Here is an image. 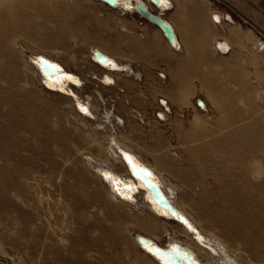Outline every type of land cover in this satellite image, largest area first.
<instances>
[{"label":"rangeland","instance_id":"374dc122","mask_svg":"<svg viewBox=\"0 0 264 264\" xmlns=\"http://www.w3.org/2000/svg\"><path fill=\"white\" fill-rule=\"evenodd\" d=\"M13 1H0V15ZM25 1L23 14L12 6L10 15L0 17V264H149L132 235L149 234L153 225L162 223L108 200L82 156L110 160L104 148L112 132L156 166L169 184L179 187L178 204L205 231L237 251L241 264H249V259L264 263V169L260 178L253 169L257 159L264 165V106L258 85H253L254 98L245 97L244 85L230 97L227 89L215 91L212 81H170L162 69L156 74L161 84L152 83L154 104L143 118L122 85L124 80L131 85L139 80L133 63L144 34L129 25L149 26L146 20L100 1L78 0L73 6L53 0ZM172 1L174 8L181 6L182 0ZM161 16L171 20L173 15ZM156 29L151 28L150 42L169 46ZM250 40L264 42L253 36ZM15 42L26 56L33 47L60 54L61 62L85 79L80 94L94 102L102 129L91 120L83 126L84 120L66 98L43 89L25 71ZM255 42V52L264 53ZM91 46L127 65L131 61L136 71L113 75V84H103L105 72L92 62ZM170 91L175 92L178 110L173 112L167 105L169 118L163 122L158 116L164 112L160 101L167 103ZM198 100L207 105V112ZM208 116L213 117L208 120ZM188 171L195 172L202 186H207L208 173H217L223 182L217 193L240 205L233 221L223 222V211L215 216L204 213L201 198L188 189L195 182L191 177L188 181ZM156 236L162 244L168 239L162 232Z\"/></svg>","mask_w":264,"mask_h":264},{"label":"bare ground","instance_id":"6f19581e","mask_svg":"<svg viewBox=\"0 0 264 264\" xmlns=\"http://www.w3.org/2000/svg\"><path fill=\"white\" fill-rule=\"evenodd\" d=\"M53 1H56L58 3L60 2L62 4L64 3L66 6H71V5L73 6V5H75L76 1H78V0H53ZM88 1H90V2H94V1L102 2L101 0H88ZM135 1H138V0H120V4L117 7H111L104 2H102V3H104L105 5H107L111 9H117V11L120 13H122L124 11L126 13L136 14L135 11L129 9V8H134ZM168 1L170 2L169 7L155 6L150 2V0H144V4L147 7L148 11L152 14H154V13L150 9L149 5L154 6L158 11V14H155V15H158L162 18V16H161L162 14H164L166 12H170L174 9L173 2L171 0H168ZM12 4L10 5V8L6 11L5 14H1L2 16L7 17V15H10V13L12 11V9H11L12 6L15 8L16 13L21 15L24 13V8L28 5V3L25 0L24 1L23 0H14ZM125 4L129 5V7H124ZM57 9H59V8H57ZM3 12H1V13H3ZM1 15H0V17H1ZM162 19L165 20L164 18H162ZM211 20L213 23L215 21V22L221 24V17L220 16H212ZM0 21H1V18H0ZM165 21L168 22L173 27V25L169 21H167V20H165ZM250 38H252V37H250ZM254 39H255V37H254ZM251 40H253V39H251ZM177 41H178V39H177ZM13 45L16 46V48L19 50V52L21 53V55L23 57L24 67L26 68L25 71L27 72V70H28L43 89H46L47 91H50L53 93H58V94L62 95V97L66 98L69 101V107L76 111V113H77L76 115L78 116V118L84 120V122L82 123L83 126H87L86 125L87 120L94 121L95 123H97L98 127L100 126L98 123L99 121L97 120V119H99V117H98L99 115H97L96 107L93 105L94 102L92 103V99L90 97L86 98L80 94L82 87L85 85L84 84L85 79H83L80 75L72 73L69 70L68 66L64 65L61 62V60L59 59L60 54L59 55L57 53L54 54L53 52H50L49 50H45V49L39 50L38 48L33 47V49L31 50L32 53L29 54L28 56H26L24 54L23 50L21 49L20 43L15 42V43H13ZM256 46H258L260 49H264V45H262L260 43H256ZM169 47L173 48L170 43H169ZM178 48L180 49V42H178ZM220 48L228 49V47L225 45L224 46L221 45ZM96 51H98L102 55L106 56L107 60H110L113 63H115L116 67L112 68V67L107 66V65L98 64L97 59H96L95 54H94V52H96ZM175 51H177V50H175ZM89 52H90V58L92 59V62H94L95 65H97L100 69H102L105 72V75L103 74L104 76L102 77L103 81H101V82H103V84L104 83L106 85L113 84L114 83L113 75H120V74L132 75V69H130L129 65L122 63L121 60H118L115 56L107 53L106 51H104V50H102L96 46H91ZM37 57H44L51 62H55V63L59 64L63 68V71L65 73L70 74L71 76L75 77L76 80L79 81V84H74L67 79H61V80H58L57 82L49 80L38 69L37 61H36ZM71 59H73V58L71 57ZM61 88H63L64 91H61ZM198 101H197V103H198ZM78 104L86 107L89 110V112L91 113V115H88V116L84 115L79 110V108L77 107ZM201 110L206 111V112L209 110L207 105L204 102H203V109H201ZM165 111L166 110L164 108V112L159 114V117L161 118V121H163V122L168 121L167 119L169 118L168 112L167 111L165 112ZM105 113H106V111H105ZM215 113H216V111H215ZM108 116H109V118H107ZM108 116L105 117V118H107L106 121L108 119H110L111 115L108 114ZM114 116H116V115L114 114ZM213 116H208V120H211V117H213ZM207 122H210V121H207ZM239 122H241V121H239ZM120 123H121V121H120ZM101 127H99V128H101ZM179 133H180V131H179ZM111 134H109L110 136L106 140V144H105V148H104V152L106 154V157L109 158L110 160H107L106 162L105 161L104 162H97L91 156H89V154L82 155V156H84L85 165L90 169V172L94 175V177L97 179V181H99L101 183L100 185L103 186V188L106 192V195L108 196V200L110 199L111 202H114L117 205L118 204L122 205V206L128 208L132 212L135 209H137V211L139 213L145 212L148 215L152 216L154 218V221H160L162 223L160 227L153 225L152 226L153 230L150 231L149 234L138 233L136 235H132L133 243H134L135 247L137 248V250L141 253L143 259H145L149 264H166L165 261L161 257L158 258L157 256H154L152 254H148L145 251L146 249L145 250L142 249L136 241V236H142L146 239L152 240L157 244V246H159L161 248H165V245L168 243H169V245L172 243H177L179 245H182V246L188 248L189 250H191L194 253V255L200 260V262L202 264H213L214 261L217 262L218 264H241L242 263L243 259L240 258L241 257L240 254L238 253L239 255H237V254L235 255V253L237 251H232L228 247V245L221 238H219L217 235L205 231L202 227H200L198 222H196V220L191 215H189L182 208V206H180L178 204V202L175 198L176 197L175 195L179 189L178 186H174L172 184H169L167 182V180L165 179L164 174L161 171H159V169L156 166L148 163V161L144 160L126 142H123L122 140H120L119 137L117 138ZM213 137H214V135H213ZM194 143H195V141H194ZM246 143L247 142H244V144H246ZM124 153H127L131 156L132 161L135 165L147 167V168L151 169L154 172V174L157 175L158 181H159L160 185L162 186L165 195L170 200L172 205L177 210L182 212L192 222L194 227H196V229L199 231L200 235L203 237V244L205 245V247L200 245L198 242H196L194 240V238L192 237V235L188 233V231L186 230L185 227H183L179 223L175 222L163 209H161L157 205H155L152 202V200L149 196V193L143 189L142 185L138 181H135L131 178L129 170H128V165L125 163V161L123 159ZM175 156H177V155L175 154ZM253 169H254V173H255L256 177L260 178V176L263 173V169H264L262 159H260V160L257 159L254 161ZM104 172H108L111 174V179H114L115 181L118 182V186L120 187V189L123 192H125V194L131 196L130 200L124 199V197L121 196L115 190V187H114L113 183L111 182V180L105 179L104 176L102 175V173H104ZM208 174L211 175L207 179V186L209 185V187H210L209 189L207 188V186H202L203 183H201L199 181V179L196 178L197 176L195 175V172L188 171L187 175H186L188 181H189L190 177L193 178V181H195L191 186H188L189 191L197 194L201 198L200 207L203 209L204 213H209V214H212L213 216H215L220 211H223V215H222L223 216V218H222L223 222L226 220H232L233 221V219L235 217L234 212L240 208V205L227 200V197L226 198L223 197L224 195L220 196L217 192H219V190L222 188V183H223L222 180L219 179V176L217 175L216 172H211ZM229 179H230V177H229ZM232 179H234V178H232ZM253 179L254 178H252V180ZM238 180H240L239 177H238ZM255 180L259 181V179H255ZM205 182H206V180H205ZM220 182H222V183H220ZM125 185H129V188L131 190L129 191V188L125 187ZM209 190L212 192H210ZM223 190L225 191L226 189H223ZM225 196H226V194H225ZM222 200L225 201L226 204H223ZM159 232H162L168 238L164 244H162L160 242L161 239H159V237L156 236V234ZM167 248H169V246H167ZM249 264H264V263L263 262H255V261H252L249 259Z\"/></svg>","mask_w":264,"mask_h":264},{"label":"crops","instance_id":"0c3cea01","mask_svg":"<svg viewBox=\"0 0 264 264\" xmlns=\"http://www.w3.org/2000/svg\"><path fill=\"white\" fill-rule=\"evenodd\" d=\"M169 13L173 16L166 20L173 24L180 51L171 49L167 43L155 46L150 42L151 28L156 26L141 22L129 25L133 31L143 32L144 38L139 42L138 58L134 56L137 71L131 61H126L138 73L139 80L135 79L133 85L124 80L122 86L143 118L150 114L154 104L156 91L152 83L157 80L161 84L156 74L162 69L170 81H212L215 91L227 89L230 97H235L233 92L244 85L245 97L254 98L253 85L257 84L262 99L260 106H264V53L255 52L250 40L253 36L264 41V0H182L181 6L175 5ZM212 16H220L221 24L213 23ZM217 43H226L228 52L218 51ZM173 93L170 91L167 105L176 112Z\"/></svg>","mask_w":264,"mask_h":264},{"label":"water","instance_id":"95a60500","mask_svg":"<svg viewBox=\"0 0 264 264\" xmlns=\"http://www.w3.org/2000/svg\"><path fill=\"white\" fill-rule=\"evenodd\" d=\"M101 1L111 7H117L120 4V0H101ZM150 2L158 7L160 6L169 7L166 6L164 3H162L161 0H150ZM167 5H170V2L168 0H167ZM129 9L135 11V13L140 18L146 20L151 25L158 27L164 34V37L167 39V41L171 44V46L177 51L180 50L178 48V41L176 38L174 28L168 22L163 20L160 16L150 13L144 4V0L135 1L134 8H129ZM221 45L224 46L225 44L217 43L216 45L217 49L225 53L228 52V49L220 48ZM94 54L98 64L106 65V61H105V58H107L106 56L102 55L98 51L94 52ZM36 61H37V67L40 70V72L51 81L57 82L58 80L64 79L65 75H70L65 73L63 71V68L59 64L55 62H51L44 57H37ZM52 65H55L56 67H52ZM160 103L167 112H170L167 103L164 100H161ZM197 104L201 109H203V102L201 100H199ZM123 159L125 163L128 165V170L131 178L135 181H138L142 185L143 189L149 193L152 202L155 205H157L159 208L163 209L175 222L185 227L188 233L192 235L194 240L198 242L200 245L205 247L203 242L197 240L195 234L189 231L187 225H185L180 219H178V215H179L180 217H183L189 224H191L192 227H194L192 222L182 212L177 210L172 205L170 200L167 198V196L163 191L162 186L158 181L157 175L154 174V172L147 167L138 166L137 168H132L130 167L125 157ZM141 168L146 169V171L138 170ZM125 187L129 188V185H125ZM194 228L196 229V227ZM197 232L199 233L198 230ZM136 241L142 249L144 250L146 249L145 251L148 254H152V252L149 251L150 248L153 249V251L159 250L161 254L160 257L165 261L166 264H202L191 250L177 243H172L170 245L168 243L165 245V248H161L157 246V244L154 241L146 239L142 236H136ZM167 246H169V248H167ZM172 249H175V251H172Z\"/></svg>","mask_w":264,"mask_h":264},{"label":"snow or ice","instance_id":"6c2138e0","mask_svg":"<svg viewBox=\"0 0 264 264\" xmlns=\"http://www.w3.org/2000/svg\"><path fill=\"white\" fill-rule=\"evenodd\" d=\"M161 2L164 3L166 6H170V5H167V0H161ZM124 7H129V5L125 4ZM105 61H106V65H107V66H110V67H112V68H115V67H116V64L113 63V62L110 61V60H107V58H105ZM45 63H47V62H45ZM52 67H56V66H55V65H52ZM64 79H67V80L71 81V82L74 83V84H79V81L76 80V78L73 77V76H71V75H65V76H64ZM61 91H64V89L61 88ZM77 107L79 108V110H80L84 115H86V116L91 115V113L89 112V110H88L86 107H84L83 105L78 104ZM124 157H125V159L128 161L130 167H132V168H137V167H138L137 165H135V164L132 163V158H131L127 153H124ZM138 170H140V171H146V169H142V168H141V169H138ZM102 175L104 176L105 179H110V180H111V182L113 183V185H114V187H115V190H116L121 196H123L124 199H127V200H130V199H131V196L125 194V192H123V191L120 189V187L118 186V182L115 181L114 179H111V174H110V173H108V172H104V173H102ZM130 190H131V189L129 188V191H130ZM177 215H178V214H177ZM178 219H180L185 225H187V227L189 228V231H191L192 233L195 234L197 240H200L201 242H203V237L200 236V234L197 232V230H196L194 227H192L191 224H189V223H188L183 217H180L179 215H178ZM149 251L152 252V254L155 255V256H157L158 258H159L160 255H161L160 252H159V250H155V251H153V249L150 248ZM172 251H175V249H172Z\"/></svg>","mask_w":264,"mask_h":264},{"label":"built area","instance_id":"2783aa9c","mask_svg":"<svg viewBox=\"0 0 264 264\" xmlns=\"http://www.w3.org/2000/svg\"><path fill=\"white\" fill-rule=\"evenodd\" d=\"M217 24H219V23H217ZM263 45H264V43H263ZM254 49H256V48H254ZM159 76H160L161 79H166V77H165L164 74H160ZM168 113H169V112H168ZM158 116H159V115H158ZM160 120H161V118H160Z\"/></svg>","mask_w":264,"mask_h":264}]
</instances>
